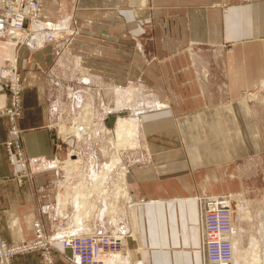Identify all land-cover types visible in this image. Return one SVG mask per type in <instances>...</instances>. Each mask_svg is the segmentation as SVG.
<instances>
[{
    "label": "crops",
    "instance_id": "1",
    "mask_svg": "<svg viewBox=\"0 0 264 264\" xmlns=\"http://www.w3.org/2000/svg\"><path fill=\"white\" fill-rule=\"evenodd\" d=\"M41 18L57 22L63 44L0 42V64L23 78L16 126L24 159L9 162L0 115L1 238H32L34 221L49 235L107 231L85 210L76 221L77 188L60 177L65 160L51 127L53 88L79 68L96 88L137 83L153 103L142 117L141 155L126 165L125 245L107 264H206L199 198L239 192L237 161L259 149L245 95L264 90V0H43ZM0 96L1 104V82ZM52 254L53 264H74L59 243ZM13 264L43 262L34 251Z\"/></svg>",
    "mask_w": 264,
    "mask_h": 264
},
{
    "label": "rangeland",
    "instance_id": "2",
    "mask_svg": "<svg viewBox=\"0 0 264 264\" xmlns=\"http://www.w3.org/2000/svg\"><path fill=\"white\" fill-rule=\"evenodd\" d=\"M90 22L88 20L86 24H90ZM55 23L57 24V22ZM47 32L49 33V31ZM23 34L15 32L6 40L7 42L13 41L16 37L21 39L25 36ZM61 34L56 37L55 45L57 42L63 44L66 41L63 38L66 36L63 30ZM138 39L140 40L141 37L139 36ZM48 43L50 42L46 44ZM46 44H43L42 47ZM137 44V47H141L140 44H144V42L140 40ZM27 49L29 48L27 47ZM75 72L70 76L67 71L66 82H60V85L53 88V99H56V102L52 106L51 127L59 150L63 153L58 160H65L62 163L63 170H59L60 177L64 180L66 178L65 173H67V176L74 181L71 186L74 189L77 188L74 192L78 195L74 194L73 197H76L77 200L80 199V201L86 200L85 212L88 213L90 224L96 225L101 222L104 229L107 230L106 232H120L124 230L125 226L124 209L126 201L122 197H119V200L114 198V185L117 182L119 169H117L118 172L115 170L109 173L106 180L108 182H103L101 185L99 192L106 189L107 194L103 193L106 195L93 192L91 186L95 176L103 174L104 165L110 163L113 157L119 158L121 168H127L126 165L128 166L131 161L140 157L143 149L140 146L143 137L142 117L144 112L152 107L148 104L150 102V99L147 98L149 92L137 83L130 86L128 79L124 82L120 81L121 84H117L118 81L114 84L107 82L103 87L96 88L100 84L91 77L93 74H88L86 69L80 70L79 68ZM62 73H65L64 70ZM245 97L250 101V110L256 117L254 122L261 132V136L258 138L259 149L257 153L250 154L247 159L237 161L238 171L235 169L234 172L235 174L239 172L243 188L239 192H233V194L231 192L220 195L229 203L231 212L229 237L232 242V259L229 264H264V90L249 92ZM77 124L81 126V132L86 134L80 139L70 132ZM85 128L86 130H84ZM66 131L68 133H65ZM135 146L140 147L135 149L133 148ZM68 158L76 160H68ZM81 181L88 184H86L87 190L81 188L79 185ZM106 187H109L108 190ZM110 189L113 194H111ZM211 197H208L207 200H210ZM200 204L202 214L203 207L201 202ZM113 206L117 208V216L114 219L111 210L108 209L113 208ZM124 241H126L125 237ZM127 248L129 251V241ZM120 254L122 252L116 256H120Z\"/></svg>",
    "mask_w": 264,
    "mask_h": 264
},
{
    "label": "built area",
    "instance_id": "3",
    "mask_svg": "<svg viewBox=\"0 0 264 264\" xmlns=\"http://www.w3.org/2000/svg\"><path fill=\"white\" fill-rule=\"evenodd\" d=\"M42 2L43 0H0V42L15 32L25 31L23 32L26 34L25 38H14L16 43L27 40L25 41L27 46H30L29 42L31 46H35L37 42L32 38L36 33L44 36L42 40L44 44L53 43L54 37L50 33L54 27L48 25L31 29L30 24L27 26L30 22L43 20L41 18ZM43 21L44 23L51 22ZM0 82L7 92V100L0 106V115H5L8 120L5 151L12 165L18 164L22 167L24 159L16 122L21 112L23 78L15 66L0 64ZM201 200L205 199L199 198V202ZM201 203L206 264H229L232 259V242L229 237L231 230L229 203L222 195H215L210 200ZM33 230L32 238L19 242H7L0 236V264H13V258L16 255L34 251L39 252L43 264H53L52 250L56 243L70 251L74 264H107L108 259L120 253L125 245L122 232L83 233L73 230L68 233L58 232L46 235L38 221L33 222ZM127 238L129 239L130 236ZM128 241L126 247H128Z\"/></svg>",
    "mask_w": 264,
    "mask_h": 264
},
{
    "label": "bare ground",
    "instance_id": "4",
    "mask_svg": "<svg viewBox=\"0 0 264 264\" xmlns=\"http://www.w3.org/2000/svg\"><path fill=\"white\" fill-rule=\"evenodd\" d=\"M44 20V19H43ZM41 21V20H38V22H35V21H33V22H30V23H28L27 24V26L30 24V28L31 29H35V28H40V27H47L48 25L49 26H51V27H54V30L53 31H51V36L52 37H54V39L52 40L53 42H55L57 39H56V37H58L60 34H61V31H62V28L58 25V24H56L54 21H51L50 23H44V21ZM47 21H50V20H47ZM23 32H25V31H22V32H16V33H20V34H22ZM24 35V34H23ZM26 35V34H25ZM18 37H16V39H17ZM22 38H25V36H23V37H21V39ZM44 39V36L42 35V34H40V33H36V34H34L33 35V38H32V40L33 41H36L37 43H36V45L35 46H31V43L29 42L28 43V45H30V46H27L30 50L32 49H34V50H37V49H40L41 47H42V45L44 44V42L42 41ZM1 98H2V100L4 101V96H0ZM152 104L153 103H151L150 105L152 106ZM1 105H3V103H1L0 104V106ZM153 107V106H152ZM155 107H156V104H155ZM89 109V108H88ZM146 112V111H145ZM144 112V113H145ZM143 113V112H142ZM87 114V113H86ZM90 115V114H89ZM88 117V116H87ZM90 117V116H89ZM88 117V118H89ZM140 118V117H139ZM86 120H88V119H86ZM78 121V120H77ZM83 122H85V121H83ZM90 122V121H89ZM88 122V123H89ZM86 123V122H85ZM87 123V124H88ZM83 124V123H82ZM84 125H86V124H84ZM91 125V124H90ZM142 125V124H141ZM84 130H86V128L84 129ZM63 132H64V130H63ZM71 134H73V136H75L76 138H81L83 135H86V134H83L82 132H81V126L79 125V124H77V126L76 127H74V128H72L71 129ZM65 133H68L67 131L65 132ZM88 136V135H87ZM87 138V137H86ZM84 139V138H83ZM83 139H81V140H83ZM85 140V139H84ZM75 155V154H74ZM76 159H77V157H76ZM76 159H71V158H68V160H76ZM120 160H121V157H120ZM78 164V163H77ZM121 164V161H119V158L118 157H113L112 158V160H111V162L110 163H108V164H106V165H104V167H103V169H102V172H103V174L101 175H96L95 176V179L93 180V183H92V191L93 192H97V193H100V194H102V195H106L107 193H106V189H103L102 190V192H99V190H100V187H101V185H103V182H108V181H106L107 179H108V177H109V173H111V172H113V171H117V169H119V173L117 174L118 176H117V182H116V184L114 185V190H115V196H114V198H116V200H117V198H118V200H119V197L121 198H123V199H125L126 198V195H127V191H126V179H125V177H126V173H127V168H124V167H122L121 168V166H119ZM79 165V164H78ZM77 166V165H76ZM76 169H77V167H76ZM93 172V171H92ZM101 172V173H102ZM118 172V171H117ZM95 174V173H94ZM114 175V174H113ZM111 177V176H110ZM112 180V179H111ZM87 184V183H86ZM86 184H85V182H82L81 181V183L79 184L80 186H81V188L84 190H87L88 189V187L86 186ZM109 184V183H108ZM88 185V184H87ZM90 185H91V183H90ZM89 185V186H90ZM66 187V186H65ZM80 188V189H81ZM105 188V187H104ZM107 188V187H106ZM109 188V187H108ZM108 188H107V190H108ZM113 189V188H112ZM73 190V189H72ZM82 190V191H83ZM90 190V191H91ZM111 190V189H110ZM81 191V192H82ZM70 192V191H69ZM106 193V194H103V193ZM111 192H112V190H111ZM66 193V192H65ZM75 193V192H74ZM92 193V192H91ZM67 194V193H66ZM72 194V193H71ZM89 194V193H88ZM111 194H113V192L111 193ZM110 194V195H111ZM78 195V194H77ZM92 195V194H91ZM76 196V195H75ZM68 196H66V198H67ZM87 197V196H86ZM86 197H85V199H86ZM78 198H79V196H78ZM84 198V197H83ZM88 198H89V196H88ZM87 198V199H88ZM91 198H92V196H91ZM100 198V197H99ZM98 198V199H99ZM104 198H105V196H104ZM70 199V198H69ZM68 199V200H69ZM71 199H72V197H71ZM70 199V200H71ZM95 199V198H94ZM109 199V198H108ZM65 200V199H64ZM66 201V200H65ZM73 201H74V203H75V206L77 207V209H78V215H77V218H76V221H77V219H80V216L82 215V210H84L85 209V206L87 205L86 203H85V201L86 200H81L80 201V199L79 200H77L76 199V197H73ZM101 201H102V199H101ZM127 201V200H126ZM61 202V201H60ZM62 202H63V200H62ZM61 202V203H62ZM89 202H90V200H89ZM93 202V201H92ZM109 202V201H108ZM102 203V202H101ZM107 203V202H106ZM95 204V203H94ZM107 205V204H106ZM117 205H118V203H117ZM63 206H64V204H63ZM100 206V205H99ZM109 206V205H108ZM93 208H94V206H93ZM95 208H96V206H95ZM104 208V207H103ZM126 208V207H125ZM92 209V208H91ZM102 209V208H101ZM108 209H110L111 210V215H113V219L115 218V216H117V208H116V206H113V208H108ZM89 210V209H88ZM116 210V211H115ZM126 210H128V209H126ZM125 209H124V211H126ZM85 211H86V209H85ZM84 211V212H85ZM94 211V210H93ZM100 211V210H99ZM107 211V210H106ZM109 211V210H108ZM118 211H119V209H118ZM121 211H122V209H121ZM77 212V211H76ZM89 212V211H88ZM94 212H96V210L94 211ZM92 213V212H91ZM106 213V212H105ZM127 214L128 212L126 211V212H124V214ZM77 214V213H76ZM95 214V213H94ZM100 214V213H99ZM102 215V214H101ZM104 215V214H103ZM102 215V216H103ZM108 215H110V214H108ZM128 215V214H127ZM86 216V215H85ZM87 217V216H86ZM99 217V216H98ZM82 218V217H81ZM88 218V217H87ZM111 218V217H110ZM75 221V222H76ZM83 222V221H82ZM82 222H81V224H82ZM77 224V223H76ZM119 254V253H118ZM117 255V254H116ZM116 255H114V256H116ZM121 255V254H120ZM113 256V257H114ZM112 258V257H111ZM109 260V259H108ZM108 262V261H107Z\"/></svg>",
    "mask_w": 264,
    "mask_h": 264
}]
</instances>
